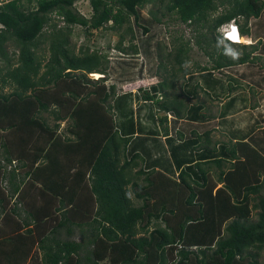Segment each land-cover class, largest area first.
Instances as JSON below:
<instances>
[{
    "label": "trees",
    "instance_id": "1",
    "mask_svg": "<svg viewBox=\"0 0 264 264\" xmlns=\"http://www.w3.org/2000/svg\"><path fill=\"white\" fill-rule=\"evenodd\" d=\"M76 1L0 4V60L8 67H0L1 90L14 88L0 92V131L9 129L19 137L13 144L0 137V264L37 260L33 246L40 250L42 264H259L264 136L257 137L255 130L262 125L259 119L264 122V111L248 132L233 128L240 119L233 114L235 103L255 90L225 69L260 58L264 0H160L165 12L157 17L151 11L148 24H160L170 14L173 21L193 27L195 42L212 65L198 66L192 75L183 66L189 40L173 36L174 50L158 54L157 66L168 76L135 92H117L116 81L103 79L118 66L122 74L130 73L126 55L145 52L132 43L131 27L115 45L124 57L117 56L118 66L110 67L97 48L74 51L71 27L80 25L91 33L111 22L109 29L119 30L131 17L140 25V8L152 0H89V17L75 9ZM52 13L63 25L51 23ZM231 20L243 36L258 39L257 44H232L241 53L238 60L217 48V29ZM48 27L52 37L44 34ZM140 27L142 33L150 31ZM127 32L130 41L123 45ZM152 38L151 33L145 42ZM44 41H49L50 54L42 64L36 50ZM8 42L18 47L15 64ZM177 72L184 80L180 92L175 90ZM90 73L103 77L90 81ZM202 78L210 83H200ZM204 85L214 90V99L225 98L219 125L233 130L229 140L212 143L208 128L188 134L175 130L180 138L170 135L168 115L174 123L183 119L191 126L210 119L203 101H186L195 99L198 90L208 94ZM239 87H245L243 94L232 97ZM231 110L233 124L224 125ZM43 111L52 115L53 126L36 115ZM65 119L69 123L59 131L57 121Z\"/></svg>",
    "mask_w": 264,
    "mask_h": 264
},
{
    "label": "rangeland",
    "instance_id": "2",
    "mask_svg": "<svg viewBox=\"0 0 264 264\" xmlns=\"http://www.w3.org/2000/svg\"><path fill=\"white\" fill-rule=\"evenodd\" d=\"M166 1V0H165ZM165 1H163V3H165ZM25 6H27L28 2H24ZM163 3L160 2V0H152L149 1L148 3H146L143 7L140 8V15H141V21H140V25H145V26H149L150 31L146 34V33H142V28L140 27V25H136L133 18H130V21L128 23H125L123 25V27L119 30H112L109 29V24H107V27H104L102 29H97V30H93L91 33L87 32V28L82 27L80 25H73L71 27V44L74 48L75 52H78L80 50L81 47H85V46H90V48H97L98 50H100L102 53H104L108 59H109V64L108 66H118L115 63V58L117 56L120 57H124L123 53L121 54L120 51H118L115 47L117 41L119 40V34L123 33L126 30V26H130L132 29V32L134 34V39L132 41V43L136 44L137 46H140V49H144L145 48V52L142 50L140 51L139 54H131L130 55H126V58L131 59V65L126 66L129 67L128 71L130 70V73H125L122 74L121 72H123V70L121 71L119 66L117 69L111 70L109 75L107 74L106 76H104L103 79H105V82L107 84H111L113 82L116 81L115 86H116V91L117 92H135L136 89H138V87H143V86H148L152 83H156L159 80H161L162 77L164 76H168V74L165 72V70H163V68H158V62H159V58H158V54H161L162 57H164L166 55V52L169 50H174L173 48V44L171 42L173 36H178L181 35L183 36L184 40H189V51H188V58L185 61V64L183 65L185 68H188L189 71H194V70H199L198 66H207L209 68H211L212 62L211 60L207 57L206 54L203 53V51L199 48V46L197 45V43L195 42L194 36L196 35V32L193 30V27H189L186 26L184 24H181L180 22L177 21H173V15L170 14H166L163 18H162V23H155L152 22L151 24H148V21H146L147 19L152 18V14L151 11H157L158 13L156 14L157 17H160L161 13H164V9H163ZM255 5H257L256 3H254ZM34 5V2H30V6ZM75 9L81 13L82 15L89 17L91 15V6L89 3V0H78L75 2L74 4ZM52 17V22L51 23H55L57 25H63V21L61 19V17H59L58 15H56L55 13L51 14ZM145 20V21H144ZM254 19H251V22ZM240 22H242V19H240ZM255 25V22L252 24ZM252 30L254 28H251ZM203 31H205V29H203ZM51 28L48 27L45 30V36L47 35V37H52V35L50 34ZM152 33V39L150 41L149 44H147L145 42V38H147V36L151 35ZM255 34L258 33L257 31L254 32ZM125 37L126 40L123 41V45H127L129 40V34L128 32L125 33ZM246 40H248V43H254L257 44V38H255L254 40L247 37ZM144 41V42H143ZM262 41L264 43V37L262 38ZM157 42H160L161 47L158 48L157 47ZM145 43L147 45H145ZM143 44L145 45L143 47ZM8 50L10 53V56L12 57L11 62L13 64H15L16 62V58H17V54H18V47L14 45L13 42H8ZM264 45V44H263ZM260 46V45H258ZM235 49L237 48L236 46H232ZM264 48V46H263ZM262 46H260V49L258 50V55L260 56L259 59L254 60V62L252 64H245V65H238V66H234V67H227L225 69L226 72L232 74V75H236L239 76L242 80V82H244L243 84H248V82L250 81L251 84H255L256 87H253L255 91H257L258 95L260 93H262V91H264V50H263ZM17 52V53H16ZM36 53L39 55L40 59L42 60V64H45L48 60L50 51H49V41H44L43 44H41L38 49L36 50ZM131 56V57H129ZM163 59V58H162ZM166 60V59H165ZM164 60V61H165ZM168 60V59H167ZM166 60V61H167ZM169 61V60H168ZM167 61V62H168ZM186 63L189 66H186ZM170 64L167 65V68L170 69ZM0 67H4V68H8L7 65H5L4 61L0 60ZM11 67V66H9ZM44 67H41V71L44 70ZM149 70V74H148V69ZM5 69V70H6ZM141 69V70H140ZM157 70V74H155ZM170 71V70H169ZM120 72V73H119ZM151 72V74H150ZM216 72V71H215ZM195 74H197L195 71L193 72L192 75L195 76ZM243 74V75H242ZM88 78L90 79V81L95 80L98 77H103V74L99 73V76L97 77V75H95V73L93 74H88L87 75ZM131 78V79H128ZM190 79V77H189ZM184 80L182 79V75L180 72H177V77H176V82H175V90L176 92H180L181 88L183 87V82ZM195 82V81H194ZM189 84V86L191 87L192 81L190 79L189 83H187V85ZM187 87V86H186ZM185 87V88H186ZM2 86H1V82H0V92H4V93H8L11 90H14L13 86H9L6 85L3 87V90H1ZM243 88H237L234 89L231 94H237L238 92H242ZM262 88V90H261ZM246 90V89H244ZM254 93H249V95H252V99L254 100L258 95ZM140 93V92H139ZM243 94V92H242ZM71 100V97H68ZM206 96L200 92V90H198L197 92V97H195L194 101L199 100V101H204L206 102ZM257 99V98H256ZM188 103L190 102H194L193 100H186ZM221 101V100H220ZM137 106L139 104V102H135ZM219 103H213L211 102L209 105V111L211 113L216 112L217 108L216 105H218ZM52 109H57L58 105L57 104H53L51 105ZM112 114L113 110H111ZM143 112V110L141 111ZM37 116H41L42 118H47V121L49 122V124L51 126L54 125L55 120L52 118V115H50V113H46V112H36ZM162 114V113H160ZM168 118L171 119L172 117L170 115H168ZM59 122V127L58 130L64 132L65 128L67 126V124L69 123V120H61V121H57ZM181 124H188L185 122H180ZM212 124V123H211ZM184 125H179V127L183 128ZM176 125L174 126V122L172 119V129H173V136H177V134L175 133L176 130ZM186 127V125H185ZM192 127L189 126L188 130L191 129ZM186 130V129H185ZM202 131V129H201ZM14 133H16L14 131ZM13 132H11L9 129H3L2 131H0V137L1 136H5L6 137V141L8 144H13L16 140H19L18 136H14ZM188 134V133H186ZM20 135V134H18ZM215 137L214 139H223V135L221 133H217L214 134ZM28 144H31L30 142ZM33 148V144H31L30 146V150H32ZM3 148L0 145V156H1V152H2ZM16 162V161H14ZM7 188V187H6ZM5 207L6 208H10L11 207V203L9 202H5ZM255 217V215H253ZM22 222V221H21ZM2 223V220L0 218V224ZM1 229V227H0ZM20 233V232H19ZM7 235V234H6ZM20 235H22L20 233ZM1 236L4 237L5 234L2 232ZM31 251H35L37 252V255L35 258H37V260L35 259V261H31L27 264H42V261H40V254L38 255V253L40 252V250H37V248H35V246L32 247ZM35 255V254H34ZM259 264H264V248L262 249V251L259 252ZM26 264V263H25Z\"/></svg>",
    "mask_w": 264,
    "mask_h": 264
},
{
    "label": "crops",
    "instance_id": "3",
    "mask_svg": "<svg viewBox=\"0 0 264 264\" xmlns=\"http://www.w3.org/2000/svg\"><path fill=\"white\" fill-rule=\"evenodd\" d=\"M244 38H247L246 36H244ZM247 43V42H246ZM198 73V72H196ZM200 73V72H199ZM243 75V74H242ZM203 80H205V82H207L208 84L210 83L209 80H207V78H202L200 80V83H203ZM249 84H251V82L249 81L248 82ZM253 87H256L255 84H252ZM203 89L206 90L207 92L211 93V95L209 94H205L203 93L207 98H206V102L203 101L204 105H205V108H206V112L207 114L211 115L210 119L208 120H205L204 122H201L199 124H192L191 125H188V124H181L180 122H185L187 123L185 120L183 119H177L176 120V123H174V126L176 125V130H182L186 133L190 132L192 129H196V132L197 133H201L203 130L205 129H212V132H211V139H212V143H214L216 141V139H214L215 135L214 134H217L218 132L223 134V139L225 140H229L228 138V132L230 131H233L232 129H227L226 131L223 130L224 128L221 127L219 125V120L221 118L220 116V109H221V105L223 102H225V98L223 100H218V99H214L213 98V95H214V90H210V88L207 86V85H204L203 86ZM262 90V88H261ZM255 94L258 95L257 91L255 92ZM234 95L236 94H231V96L233 97ZM252 95H249L248 93V97H245L243 96L242 100H238L235 104H236V112H233V110H231V112H229V114L226 115V119H225V122L222 121V123L224 122V125H227V124H233V121H232V112L233 114H237L240 116V119L238 121H235V124H233V128L236 129V130H239L241 129L242 131H246L248 132V130L250 129L251 125L260 117V113L264 111V91H262V93H260L254 100L252 99L251 97ZM245 100L246 102L244 103ZM194 101V99H193ZM195 102V101H194ZM202 102V100H201ZM213 102V103H216L218 102L219 104L216 105V108H217V111L216 112H213L211 113L209 111V105L210 103ZM246 104V105H245ZM243 106H246V108H244ZM252 115H254V117H252ZM171 116V115H170ZM172 117V116H171ZM256 117V118H255ZM262 123V125L258 128H256L255 130V134L256 136H260V137H263L264 136V122L262 121V119H259ZM169 124H168V132L169 134H173V129H172V118L169 119ZM212 123V124H211ZM179 125H184L183 128L179 127ZM186 125V127H185ZM191 126L192 128L188 130V127ZM227 128V127H226ZM186 129V130H185ZM202 129V131H201ZM225 132H223V131ZM163 140H164V135L160 136ZM178 138H180L178 135H177ZM216 138V137H215ZM218 139V138H217ZM220 140V139H219ZM233 141H235V139H232ZM211 143V144H212ZM260 143V141H259ZM78 237V236H77Z\"/></svg>",
    "mask_w": 264,
    "mask_h": 264
},
{
    "label": "clouds",
    "instance_id": "4",
    "mask_svg": "<svg viewBox=\"0 0 264 264\" xmlns=\"http://www.w3.org/2000/svg\"><path fill=\"white\" fill-rule=\"evenodd\" d=\"M237 25L234 22H232V23H228L225 25H221L217 29V31L220 34V36H218L217 38V48H220L222 46L223 54L232 60H238L241 55L239 51H237L234 47H232V44L245 43L243 42L244 36L240 33V30L238 29L239 26ZM186 66H189V65L186 63ZM50 105H53V104H50Z\"/></svg>",
    "mask_w": 264,
    "mask_h": 264
},
{
    "label": "built area",
    "instance_id": "5",
    "mask_svg": "<svg viewBox=\"0 0 264 264\" xmlns=\"http://www.w3.org/2000/svg\"><path fill=\"white\" fill-rule=\"evenodd\" d=\"M4 1H6V0H0V4L2 3V2H4ZM232 22H234L236 25H237V23L234 21V20H231V21H229V22H227V23H224L223 25H225V24H228V23H232ZM238 26V25H237ZM239 29V28H238Z\"/></svg>",
    "mask_w": 264,
    "mask_h": 264
},
{
    "label": "bare ground",
    "instance_id": "6",
    "mask_svg": "<svg viewBox=\"0 0 264 264\" xmlns=\"http://www.w3.org/2000/svg\"><path fill=\"white\" fill-rule=\"evenodd\" d=\"M241 42H242V41H241ZM243 42H245V43L247 42V43H248V40H246V38H244V39H243ZM91 74H93V73H91ZM95 75H97V77H98V76H99V73H95Z\"/></svg>",
    "mask_w": 264,
    "mask_h": 264
}]
</instances>
